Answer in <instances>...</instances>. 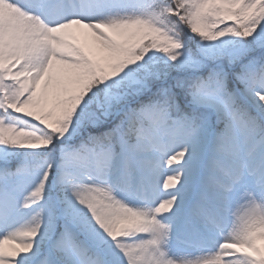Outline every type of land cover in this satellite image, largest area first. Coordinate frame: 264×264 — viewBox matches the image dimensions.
<instances>
[{
    "label": "snow or ice",
    "instance_id": "snow-or-ice-1",
    "mask_svg": "<svg viewBox=\"0 0 264 264\" xmlns=\"http://www.w3.org/2000/svg\"><path fill=\"white\" fill-rule=\"evenodd\" d=\"M0 264H264V0H0Z\"/></svg>",
    "mask_w": 264,
    "mask_h": 264
}]
</instances>
